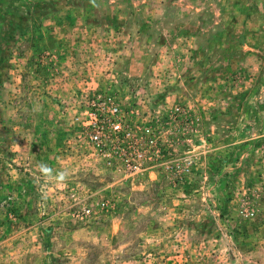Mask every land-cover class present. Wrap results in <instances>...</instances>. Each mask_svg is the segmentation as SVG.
Listing matches in <instances>:
<instances>
[{
	"label": "rangeland",
	"instance_id": "rangeland-1",
	"mask_svg": "<svg viewBox=\"0 0 264 264\" xmlns=\"http://www.w3.org/2000/svg\"><path fill=\"white\" fill-rule=\"evenodd\" d=\"M0 264H264V0H0Z\"/></svg>",
	"mask_w": 264,
	"mask_h": 264
},
{
	"label": "built area",
	"instance_id": "built-area-1",
	"mask_svg": "<svg viewBox=\"0 0 264 264\" xmlns=\"http://www.w3.org/2000/svg\"><path fill=\"white\" fill-rule=\"evenodd\" d=\"M92 109L87 112L86 118L81 123L82 128L87 132L89 143L100 152L106 162L111 164L113 157L121 160V167L130 173H142V164L131 165L124 158V147L120 142L125 135L123 119L120 115L118 103L112 97H98L93 101ZM79 121V118L76 119ZM114 151V154L109 153Z\"/></svg>",
	"mask_w": 264,
	"mask_h": 264
},
{
	"label": "clouds",
	"instance_id": "clouds-1",
	"mask_svg": "<svg viewBox=\"0 0 264 264\" xmlns=\"http://www.w3.org/2000/svg\"><path fill=\"white\" fill-rule=\"evenodd\" d=\"M38 167L41 169V171H44V172L48 171V169L44 165H39Z\"/></svg>",
	"mask_w": 264,
	"mask_h": 264
}]
</instances>
